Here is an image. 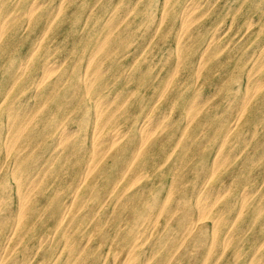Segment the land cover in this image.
Masks as SVG:
<instances>
[{
  "label": "rangeland",
  "instance_id": "obj_1",
  "mask_svg": "<svg viewBox=\"0 0 264 264\" xmlns=\"http://www.w3.org/2000/svg\"><path fill=\"white\" fill-rule=\"evenodd\" d=\"M59 1L0 0V23L8 17L0 32V259L122 264L135 243L133 264H264V0ZM47 62L51 76L39 82ZM96 100L114 113L102 120L100 146L112 130L124 136L108 151L98 146V165L87 171ZM8 108L31 121L11 151ZM144 121L152 133L142 144ZM54 126L66 128L62 141ZM122 160L131 161L125 174ZM43 162L44 182L27 186L40 216L5 251L19 212L15 177L26 186L23 175L34 177ZM68 207L71 218L57 228Z\"/></svg>",
  "mask_w": 264,
  "mask_h": 264
},
{
  "label": "bare ground",
  "instance_id": "obj_2",
  "mask_svg": "<svg viewBox=\"0 0 264 264\" xmlns=\"http://www.w3.org/2000/svg\"><path fill=\"white\" fill-rule=\"evenodd\" d=\"M62 2L64 1V0H61ZM61 1H59V2H61ZM165 1V0H164ZM189 1V0H188ZM33 2H35V1H33ZM40 2H41V0H40ZM45 2V1H44ZM47 2V1H46ZM215 2V1H214ZM39 3V2H38ZM190 3H192V2H190ZM211 3V2H210ZM37 4V3H36ZM187 4V3H186ZM193 4V3H192ZM214 4V3H213ZM40 5V4H39ZM185 5V4H184ZM35 6V5H34ZM38 6V5H37ZM191 6V5H190ZM30 7V6H29ZM36 7V6H35ZM192 7V6H191ZM195 7V6H194ZM198 8V7H197ZM58 9V8H57ZM195 9H196V7H195ZM33 10H34V8L33 7H31V8H29L26 12H25V16H28V18H30V17H32V15H33ZM130 10V9H129ZM24 12V11H23ZM51 12V11H50ZM56 13V12H55ZM54 13V14H55ZM10 13H8V15H9ZM110 14V13H109ZM198 16V15H197ZM196 16V17H197ZM16 17H17V15H16ZM190 17H191V12L189 11V10H185L184 11V14H183V23H184V26L186 25L187 27H188V25H189V19H190ZM7 16H5L4 17V20H2L1 21V23H0V25H1V30H0V32H1V35H2V31H3V29H4V27H5V24H6V22H7ZM107 18V17H106ZM105 18V19H106ZM122 18V17H121ZM125 19V18H124ZM124 19H122V20H124ZM191 19H194V18H191ZM117 20V19H116ZM119 20V19H118ZM181 22V21H180ZM27 23H28V21H27ZM50 23V22H49ZM122 23V22H121ZM103 24V23H102ZM119 24V23H118ZM49 25V24H48ZM111 25V24H110ZM180 25V24H179ZM118 26V25H117ZM83 27V26H82ZM48 28V27H47ZM110 28V27H109ZM246 28H247V26H246ZM109 31V30H108ZM157 31V30H156ZM214 31H215V29H214ZM221 31H222V29H221ZM245 31V30H244ZM154 32V31H153ZM44 34H45V32H43ZM222 33V32H221ZM177 34H178V32H177ZM0 35V36H1ZM212 35V34H211ZM44 36V35H43ZM42 36V37H43ZM218 36V35H217ZM41 37V36H40ZM110 37V36H109ZM179 37V36H178ZM191 37V36H190ZM41 39V38H40ZM39 39V40H40ZM213 39H216L215 37L213 38ZM151 40V39H150ZM179 40V39H178ZM208 41V40H207ZM129 44V43H128ZM225 44V43H224ZM37 46V45H36ZM205 46V45H204ZM106 47V45L104 44V43H102V44H100L98 47H97V51H100V49H103V48H105ZM39 49V48H38ZM261 49V48H260ZM33 51V50H32ZM176 51V50H175ZM259 51V50H258ZM34 52V51H33ZM203 52H205L204 50H203ZM263 52V51H262ZM31 53V52H30ZM140 54H141V52H140ZM255 54V53H254ZM30 55V54H29ZM32 55V54H31ZM92 56V55H91ZM138 57V56H137ZM263 58V57H262ZM137 59V58H136ZM27 60V59H26ZM199 60V59H198ZM262 60V59H261ZM62 61H65V60H62ZM89 61V60H88ZM136 61V60H135ZM179 61V60H178ZM61 62V61H60ZM198 62V61H197ZM263 62V61H262ZM59 63V62H58ZM88 63V62H87ZM91 63V62H90ZM25 65L27 64L26 62L24 63ZM61 64V63H60ZM60 64H59V67H60ZM198 64V63H197ZM21 65H22V63H21ZM56 65V64H55ZM62 65V64H61ZM132 65V64H131ZM200 65V64H199ZM20 66V65H19ZM43 66V65H42ZM52 65H49V63L47 62V63H45V65L43 66L44 68H43V76H42V78H40L41 79V81H39V82H44V81H46L47 79H49V77L51 76V67ZM54 66V65H53ZM176 66V65H175ZM251 66V65H250ZM24 68H25V66H23ZM22 66H20L19 67V70L21 69L22 71L24 70V68H23ZM87 68H90V65L87 67ZM108 68V67H107ZM106 68V69H107ZM175 69H177V67H175ZM260 69V68H259ZM18 70V67H17V73L19 74V72H21V71H19ZM55 70V69H54ZM25 71V70H24ZM53 71V70H52ZM104 72V71H103ZM102 72V73H103ZM91 73H92V71H91ZM99 73H101L100 72V70H99ZM143 73V72H142ZM173 73V72H172ZM126 74H127V72H126ZM175 74V73H174ZM242 74H243V72H242ZM84 75V74H83ZM92 75V74H91ZM17 76L18 75H16V76H10V78L12 79V77H13V79H12V81L15 79V77H16V79L14 80V82H13V84L14 83H17ZM81 76V75H80ZM126 76V75H125ZM19 77V76H18ZM67 77V76H66ZM86 78H87V76H86ZM125 78V77H124ZM247 78V77H246ZM116 79V78H115ZM259 80V79H258ZM248 81V80H247ZM38 82V81H37ZM170 82V81H169ZM196 82V81H195ZM262 82V81H261ZM58 83V82H57ZM43 84V83H42ZM63 85V84H62ZM61 85V86H62ZM11 86H13V85H11ZM84 86H85V89L87 90V91H90L92 88H93V86H92V82L90 81V80H86L85 82H84ZM83 86V87H84ZM255 86V85H254ZM262 86V85H261ZM38 87H40V86H38ZM246 87V86H245ZM254 88V87H253ZM256 88V87H255ZM256 90V89H255ZM254 91V90H253ZM7 92V91H6ZM12 92V91H11ZM196 92V91H195ZM252 92V91H251ZM35 93H36V91H35ZM116 93V92H115ZM82 94H83V92H82ZM47 95V94H46ZM87 95V94H86ZM162 95V94H161ZM243 96V95H242ZM244 96H245V93H244ZM247 96V95H246ZM4 97V96H3ZM117 97V96H116ZM114 98V97H113ZM201 98V97H200ZM3 99V98H2ZM108 99V98H107ZM189 99V98H188ZM208 99V98H207ZM250 99V98H249ZM103 100V99H102ZM104 100H105V98H104ZM125 101V100H124ZM123 101V102H124ZM108 102V101H107ZM229 102V101H228ZM246 102V101H245ZM111 103H112V101H111ZM110 103V104H111ZM189 103V102H188ZM121 104H123L122 102H121ZM11 105V104H10ZM117 105V104H116ZM152 105H154V102H153V104ZM192 105V104H191ZM36 106V105H35ZM195 106V105H194ZM41 107H43V106H41ZM41 107H40V109H41ZM94 107H95V110H96V116H97V118H96V120H95V122H94V124H93V126H92V131H93V150L91 151V158H90V161L87 163L88 165H87V171H92L94 168H96V166L98 165V159L96 158L95 159V153H96V151H97V149H98V146H100L101 145V143H102V140L100 139L101 138V136L99 135V133L101 132V129H103L102 127H103V124H102V120H103V123L106 125L110 120H111V118H112V116L114 115V113L112 112V113H104V112H101L102 111V101H98V100H96L95 102H94ZM107 107V106H106ZM243 107H245V106H243ZM242 107V108H243ZM148 108H150V107H148ZM188 108V107H187ZM192 109V108H191ZM38 110V109H37ZM151 110V109H150ZM165 110V109H164ZM29 111V110H28ZM24 112V111H23ZM38 112V111H37ZM95 112V111H94ZM147 112V111H146ZM149 112V111H148ZM159 113V112H158ZM169 113H170V111H169ZM25 114H26V112H25ZM148 114V113H147ZM20 115V114H19ZM18 114H17V112H15L14 111V109H9L8 108V112H7V114H6V116H7V118H8V126H9V129H8V131H9V133L10 132H12V134H14V135H11V133H10V136L8 137V139H7V141H5V146H8V150H12L15 146V144L19 141V139H17V138H19V136L20 135H23V134H28V133H30V128H29V126H28V124L31 122L30 121V119H28V118H22L23 120H17V118H18V116H19ZM216 115H218V114H216ZM166 116V115H165ZM237 116H239L238 114H237ZM46 117V116H45ZM147 117V116H146ZM155 117H156V115H155ZM160 117V116H159ZM166 117H168V116H166ZM161 118V117H160ZM25 119V120H24ZM148 119H150V118H147V120ZM151 119H152V117H151ZM162 119V118H161ZM164 119V118H163ZM162 119V120H163ZM185 119V118H184ZM193 119H194V117H193ZM142 120V119H141ZM94 121V120H93ZM152 123H153V121L152 120H150ZM149 121V122H150ZM186 121V120H185ZM191 121H192V119H191ZM236 121V120H235ZM147 122L148 121H144L143 123H142V125H141V127H140V138H141V141H142V144L144 143L145 144V141L150 137V135H151V133L152 132H149V130H148V125L151 123H149V124H147ZM155 122V121H154ZM93 123V122H92ZM140 123H141V121H140ZM156 123V122H155ZM154 124V123H153ZM231 124V123H230ZM230 124H229V126H230ZM55 125V124H54ZM161 125V124H160ZM166 125V124H165ZM186 125H188V123L186 124ZM185 125V126H186ZM235 125V124H234ZM157 126H159V125H157ZM167 126V125H166ZM65 127V126H64ZM6 128H7V126H6ZM54 131H55V134L58 136L59 135V137H60V141H62L63 139H64V136L66 135L65 134V132H64V129H66V128H63V130H61V131H59V134H58V126H54ZM52 129V130H53ZM70 129V128H69ZM72 129V128H71ZM156 129V128H155ZM184 129V128H183ZM231 129V128H230ZM152 130V129H151ZM71 131V130H70ZM153 132H154V130H153ZM184 131H182V133H183ZM67 133V132H66ZM78 133V132H77ZM110 133V132H109ZM229 133V132H228ZM227 133V134H228ZM6 134V133H5ZM70 134V133H69ZM72 135V134H71ZM30 136V135H29ZM67 136H69V135H67ZM106 136V135H105ZM123 136H124V134H122L118 129L117 130H112V132H111V137H110V139H109V143H108V145L109 146H100L101 147V149L100 150H102V149H107V151H108V149H112V148H114L115 147V145L117 144V143H119L121 140H122V138H123ZM58 137V138H59ZM63 138V139H62ZM251 138V137H250ZM180 139V138H179ZM246 139V138H245ZM105 141H106V139H105ZM59 142V141H58ZM104 142V141H103ZM179 142V141H178ZM224 142H225V140H224ZM247 142V141H246ZM4 143V142H3ZM2 143V144H3ZM25 143V142H24ZM30 144V143H29ZM224 144V143H223ZM135 145V144H134ZM140 145V144H139ZM138 145V146H139ZM241 145V144H240ZM137 146V147H138ZM220 146H223V145H221L220 144ZM55 147V146H54ZM141 147V146H140ZM23 148H24V151H23ZM27 148V146H23L22 147V151L23 152H25L26 149ZM120 148V147H119ZM175 148V147H174ZM219 148V147H218ZM20 149V148H19ZM92 149V148H91ZM239 149V148H238ZM59 150V149H58ZM128 152L131 154V155H134V158H135V154H137L136 153V151H137V148L135 147H133V146H130L128 149ZM139 150V149H138ZM34 152H35V150H34ZM99 152V151H98ZM227 152V151H226ZM46 153V152H45ZM220 153V152H219ZM222 153V152H221ZM6 154H7V157L9 156V152L8 151H6ZM25 154V153H24ZM26 154H28L27 152H26ZM40 154V153H39ZM23 155V154H22ZM213 155H215V153L213 154ZM223 155V154H222ZM234 155H235V153H234ZM237 155V154H236ZM104 156V155H103ZM56 157V156H55ZM133 158V159H134ZM230 158V157H229ZM46 159V158H45ZM63 159V158H62ZM95 159V160H94ZM43 160H44V158H43ZM45 162H43L40 166H39V169H38V171H36L35 173H33V175L32 176H34V177H31L30 175L31 174H25V175H23V177H25V179L24 180H26V186L23 184V182L21 181L22 179H21V177H15L16 178V186H17V189H18V194H19V202H18V205H17V208H18V210H19V212H18V215L12 220V222H13V226L12 227H10L9 228V230H8V232L6 233V244L5 245H3V250H8V245L11 243V241L13 240L14 241V239H17V243H19L20 241H21V239H20V237L19 238H16V236H17V234L19 233V232H21L22 230H24L25 228H26V226H27V221L30 219V218H36V217H39L40 216V211H39V208H37V207H35V205L34 204H32V201L31 200H29V192H28V187L27 186H29V185H32V184H35L34 186H37L38 184H40V182H44L43 181V179H44V175L45 174H47V172H48V170H49V167L48 166H46L47 165V163L46 164H44ZM52 163V162H51ZM130 163H131V161H129V160H122L120 163H119V171H120V173L121 174H125V172L127 171V169H128V165H130ZM44 164V165H43ZM236 164V163H235ZM86 166V165H85ZM217 166H218V164H217ZM213 167V166H212ZM212 167H211V169H212ZM84 168V167H83ZM82 168V169H83ZM1 169V168H0ZM82 171V170H81ZM96 171V170H95ZM20 173V172H19ZM211 173V172H210ZM11 175V174H10ZM29 175V176H28ZM210 175V174H209ZM208 175V176H209ZM29 177V179H28V177ZM211 176V175H210ZM209 176V177H210ZM87 177H88V175H86V173H85V175L84 176H81L80 178H81V180H80V183H84V182H86V180H87ZM123 177V176H122ZM12 178V177H11ZM35 178L37 179V181H36V183H34V180H35ZM142 178V177H141ZM79 179V178H78ZM208 179V178H207ZM114 180V182H117V178H115V179H113ZM28 181V182H27ZM108 182H111V180L110 179H108ZM202 182V181H201ZM131 185V184H130ZM200 185V184H199ZM260 186H261V184H260ZM259 186V187H260ZM32 187H33V185H32ZM114 187V190L117 192L118 190H122L124 187L123 186H117V185H113L112 184V188ZM205 187V186H204ZM219 187V186H218ZM111 188V189H112ZM216 188V187H215ZM245 188V187H244ZM16 189V190H17ZM28 189V190H27ZM33 189V188H32ZM204 189V188H203ZM219 189V188H218ZM226 189V188H225ZM258 189V188H257ZM223 190V189H222ZM112 191V190H111ZM135 191V190H134ZM204 191V190H203ZM226 191V190H225ZM228 191V190H227ZM256 191H258V190H256ZM129 192H131V191H129ZM142 192V191H141ZM222 192H224V191H222ZM252 192V191H251ZM253 193V192H252ZM112 194V193H111ZM166 194V193H165ZM199 194V193H198ZM217 194V193H216ZM220 194H221V192H220ZM246 194H247V192H246ZM72 195V197L74 196L73 194H71ZM207 195V194H206ZM41 196V195H40ZM218 196H219V191H218ZM221 196V195H220ZM80 197H81V195H80ZM197 197V196H196ZM201 197V196H200ZM215 197V196H214ZM86 198H87V196H86ZM202 198V197H201ZM32 199V198H31ZM71 199V198H70ZM80 199H82V198H80ZM169 199V198H168ZM119 200V199H118ZM178 200V199H177ZM180 200V199H179ZM105 201V200H104ZM196 200H194V202H195ZM205 201V200H204ZM30 203H31V205H30ZM66 203V202H65ZM69 203V202H68ZM81 203H83V202H81ZM103 203H105V202H103ZM102 203V204H103ZM164 203V202H163ZM176 203V202H175ZM174 203V204H175ZM184 203V202H183ZM64 204V203H63ZM207 204V203H206ZM209 204V203H208ZM71 205V204H70ZM240 205H241V203H240ZM67 206V205H66ZM115 206V205H114ZM94 207V206H93ZM196 207V206H195ZM198 209H199V211H200V217H199V219H202L203 217H204V215L206 214L205 212H204V209H202V207L200 206V205H198ZM242 207V206H241ZM114 208V207H113ZM72 208L71 207H68L65 211H63V213H61L62 215H61V217L59 218V220H56V224H55V226L58 228V226L61 228V227H64L65 226V224H66V222H67V219H69V217H70V214L72 213V210H71ZM196 210H197V208H196ZM174 211H175V209H174ZM210 211V210H209ZM222 211V210H221ZM239 211V210H238ZM58 212V211H57ZM78 212V211H77ZM190 212V211H189ZM261 211H259V213H260ZM74 213V212H73ZM160 213V212H159ZM219 213V212H218ZM59 214V213H58ZM57 214V215H58ZM92 214H94V213H92ZM148 214V213H147ZM237 214V213H236ZM72 215V214H71ZM156 215H158V214H156ZM199 215V214H198ZM206 216V215H205ZM222 216V215H221ZM220 216V217H221ZM236 216V215H235ZM234 216V217H235ZM158 217V216H157ZM156 217V218H157ZM219 217V218H220ZM71 218V217H70ZM93 218V217H92ZM219 218H218V220H219ZM255 218H256V216H255ZM144 219H145V217H144ZM156 220V219H155ZM227 220V219H226ZM234 220V219H233ZM77 221V220H76ZM255 221V220H254ZM156 222H157V220H156ZM216 222H217V219H216ZM89 224V223H88ZM198 223H192V227L194 228V227H196V225H197ZM232 224V223H231ZM79 225V224H78ZM252 225V224H251ZM145 228V227H144ZM29 229V228H28ZM63 229V228H62ZM66 229V228H65ZM212 229V228H211ZM213 230H214V228H213ZM227 231V230H226ZM24 232V231H23ZM23 232H21V233H23ZM140 233H142V232H140ZM148 234V233H147ZM146 234V235H147ZM190 234V233H189ZM227 234H229L228 233V231H227ZM54 235V234H53ZM138 235V234H137ZM89 236H92V235H89ZM139 236V235H138ZM136 237V236H135ZM41 238V237H40ZM139 238V237H138ZM223 238V237H222ZM41 240V239H40ZM39 241V240H38ZM44 241H45V239H44ZM85 242H87V240L85 241ZM133 242V241H132ZM136 242V241H135ZM133 244V243H132ZM165 244V243H164ZM264 244V243H263ZM18 245V244H17ZM40 245V244H39ZM139 245V244H138ZM137 244H136V246H138ZM72 246V245H71ZM81 246H83V245H81ZM135 246V243H134V245L132 246V247H134ZM172 246V245H171ZM179 246V245H178ZM225 246V245H224ZM132 247H130L128 250H126L125 252H124V260H123V262H121L122 264H133L132 263V260H131V258H132V252H134V250H135V248H133L132 249ZM15 248V247H14ZM80 248H82V247H80ZM79 248V249H80ZM62 249V248H61ZM71 250V248L69 249V251ZM144 250V249H143ZM257 250V249H256ZM59 251H61V250H59ZM11 252H12V250H11ZM116 252V251H115ZM176 252V251H175ZM255 253V252H254ZM204 254H205V252H204ZM1 255H3V254H1ZM58 255V254H57ZM140 255V254H139ZM207 255V254H206ZM145 256V255H144ZM200 256H201V254H200ZM66 257V256H65ZM146 257V256H145ZM147 257H148V255H147ZM201 257H203V255L201 256ZM258 257V256H257ZM4 258V257H3ZM3 258H1L0 259V264H5L6 263V260H4ZM115 258V257H114ZM113 258V259H114ZM251 258V257H250ZM65 259V258H64ZM146 259V258H145ZM170 259H171V257H170ZM205 259V258H204ZM15 260V259H14ZM54 260V259H53ZM116 260V259H115ZM114 260V261H115ZM257 260H259V257L257 258ZM103 262V261H102ZM259 262H261V261H259ZM258 262V263H259ZM11 263V262H10ZM40 263V262H39ZM115 263V262H114ZM142 263H144V262H142ZM248 263V262H247Z\"/></svg>",
  "mask_w": 264,
  "mask_h": 264
}]
</instances>
